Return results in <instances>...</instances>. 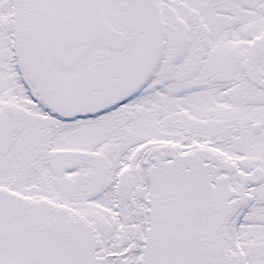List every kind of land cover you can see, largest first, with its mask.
Returning <instances> with one entry per match:
<instances>
[{"label": "snow or ice", "instance_id": "6c2138e0", "mask_svg": "<svg viewBox=\"0 0 264 264\" xmlns=\"http://www.w3.org/2000/svg\"><path fill=\"white\" fill-rule=\"evenodd\" d=\"M0 264H264V0H0Z\"/></svg>", "mask_w": 264, "mask_h": 264}]
</instances>
